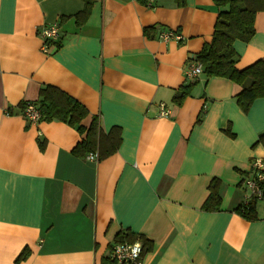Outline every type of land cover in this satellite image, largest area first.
Returning <instances> with one entry per match:
<instances>
[{
	"label": "crops",
	"instance_id": "1",
	"mask_svg": "<svg viewBox=\"0 0 264 264\" xmlns=\"http://www.w3.org/2000/svg\"><path fill=\"white\" fill-rule=\"evenodd\" d=\"M83 6L0 0V264H117L111 246L134 235L141 264H264V187L254 218L237 209L264 155V96L244 109L237 83L184 71L211 40L213 0H91L77 17ZM254 15L251 38L233 43L237 68L264 57V11ZM52 23L58 43L44 51ZM46 84L86 107L84 125L115 129L116 150L89 160L73 152V126L22 117ZM211 184L219 204L206 210Z\"/></svg>",
	"mask_w": 264,
	"mask_h": 264
},
{
	"label": "trees",
	"instance_id": "2",
	"mask_svg": "<svg viewBox=\"0 0 264 264\" xmlns=\"http://www.w3.org/2000/svg\"><path fill=\"white\" fill-rule=\"evenodd\" d=\"M217 8V16L213 26L211 40L204 44L198 53L191 56L202 65V73L205 76L225 77L237 83L241 88L235 99L241 108L246 109L257 97L264 96V57L260 58L244 68H237L236 61L238 53L233 47L236 40L248 41L254 33V14L264 11V0H213ZM91 0H84V6L76 14L77 17H86L89 13ZM149 28L145 27V31ZM58 40V39H57ZM57 40L52 44H57ZM190 83L182 86V90L175 94L174 99L179 100L187 94ZM31 106L39 114L38 122L41 120L63 121L82 135L81 140L73 148V152L82 154L95 152L97 158L101 159L116 150L119 143V135L115 129L103 132L99 127L97 118L94 116L89 125H84L82 119L87 115L86 107L77 99L53 85H43L39 89L38 98L34 101L20 103L22 117H25V109ZM210 193L204 201L203 208L206 210L218 207V195L215 185L211 184ZM255 200L242 203L237 209L246 218H254L252 214ZM129 233H119V237L126 238ZM130 238L135 241V238ZM142 249L145 243L141 238ZM25 251H21L16 260L23 258Z\"/></svg>",
	"mask_w": 264,
	"mask_h": 264
},
{
	"label": "built area",
	"instance_id": "3",
	"mask_svg": "<svg viewBox=\"0 0 264 264\" xmlns=\"http://www.w3.org/2000/svg\"><path fill=\"white\" fill-rule=\"evenodd\" d=\"M147 5H151L155 0H145ZM40 37L43 38L42 50L47 51V49L53 46L52 42L58 39L59 35V25L58 23H52L43 26L40 31ZM159 37L163 40L170 37L181 39V36L173 31H163L159 34ZM202 65L195 59H192L187 65L185 75L189 78H194L202 73ZM159 115L168 116L171 111L165 106L164 103H159ZM25 117L29 118L30 123H38L39 114L33 109V107L28 106L25 109ZM89 160H96L97 153L89 152L86 155ZM244 187H246L248 194L245 196L244 202L250 200L259 199L263 194L264 187V155L262 157H256L252 159L249 164L248 172L242 179ZM138 240L135 241H117L115 242L109 250V259H112L117 264H141L142 255V244Z\"/></svg>",
	"mask_w": 264,
	"mask_h": 264
},
{
	"label": "rangeland",
	"instance_id": "4",
	"mask_svg": "<svg viewBox=\"0 0 264 264\" xmlns=\"http://www.w3.org/2000/svg\"><path fill=\"white\" fill-rule=\"evenodd\" d=\"M87 154V153H86Z\"/></svg>",
	"mask_w": 264,
	"mask_h": 264
}]
</instances>
